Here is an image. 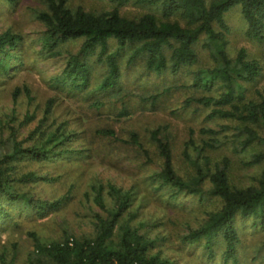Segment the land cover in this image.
Segmentation results:
<instances>
[{"label": "rangeland", "instance_id": "rangeland-1", "mask_svg": "<svg viewBox=\"0 0 264 264\" xmlns=\"http://www.w3.org/2000/svg\"><path fill=\"white\" fill-rule=\"evenodd\" d=\"M68 6L96 14L114 9L110 0H68ZM46 9L44 0H18L14 4L0 0V34L10 31L20 37L16 49L11 51L6 47V52L11 51L12 55L4 61L6 69H0V150L5 154L19 143L24 150L44 146L60 152L66 147L64 152L72 154L40 163L32 160L18 163L16 174L35 173L38 178L19 188L26 199L63 201L58 210H50L43 216L33 213L25 205L26 199L20 206L9 209L12 217L0 224V255H5L6 263L29 264L34 252L30 234L46 243L62 242L67 237H93L95 215L108 216L107 211L95 205V190H102L106 208L113 210L108 192L115 186L133 196L121 223L131 218L132 228L156 240L162 256L174 264H264V224L238 217L241 244L237 261L226 263L220 246L214 247L210 254L202 244L192 245L187 241L207 213L221 207L220 202L211 197L199 199L186 194L174 199L170 187L155 181V175L162 169V160L150 134L159 128L162 138L171 144L177 173L186 179L196 172L188 163L187 153L203 168L212 171L216 165L229 160L230 181L237 188L257 185L264 169V164L250 165L254 153L264 151V145L243 151L238 143L232 144L234 132L222 129L233 127V123L210 119L211 109L185 103L187 97L197 92L181 86L193 80L192 73L214 65L203 42L197 46L198 63L178 76L148 73L142 61L130 68L124 63L120 78L123 97L111 102L102 98L103 107L98 109L84 95L64 91L55 81L66 70L69 55L81 50V41L66 45L60 57L48 58L40 53L46 27L38 20V14ZM120 12L128 18L146 13L160 16L155 8L132 3L122 7ZM225 23L229 56L235 58L245 49L250 59L262 65V76L247 87L249 99L258 100L257 92L264 90V42L259 44L247 38L248 26L240 7L225 15ZM104 74L103 67H96L92 85L96 86ZM170 88L180 89L164 95ZM25 90L29 91V96ZM157 94L164 96L160 95L155 106L142 100ZM50 101L53 105L48 110ZM124 107L125 113L122 112ZM202 130H214L218 135H203ZM106 131L114 132L115 137L105 135ZM133 134L139 136L151 153V162L129 143ZM190 140L195 146H189ZM211 140L218 141L216 149L206 148L202 153L201 148Z\"/></svg>", "mask_w": 264, "mask_h": 264}, {"label": "trees", "instance_id": "trees-1", "mask_svg": "<svg viewBox=\"0 0 264 264\" xmlns=\"http://www.w3.org/2000/svg\"><path fill=\"white\" fill-rule=\"evenodd\" d=\"M4 1L14 4L18 0ZM44 2L47 9L38 14V20L46 27L40 53L48 58L60 57L66 45L82 42L79 53L69 55L66 70L56 77V83L62 85L64 91L84 95L92 101L93 107L101 109L102 98L111 102L123 97L120 78L124 63L130 68L142 61L148 73L178 76L198 63L197 46L203 42V48L210 52L214 65L192 73L193 80L181 86L197 92L195 96L186 98V105L211 109L210 119L233 123V127L222 129L224 132H234L232 144L238 143L243 151L254 145H264V90L257 92L258 100L247 96V87L259 80L263 68L257 60L249 58L245 49H241L235 58L229 56L225 23V15L240 7L248 26L247 38L263 43L264 0H212L210 3L206 0H110L114 9L98 14L81 7L72 10L68 0ZM131 3L155 8L160 16L154 13H146L138 18L123 16L120 9ZM18 41L20 37L10 31L0 34V69H6L4 61L11 57L10 52L17 48ZM8 46L11 48L9 53L5 50ZM96 67H103L105 74L93 86L92 76ZM180 88L167 89L164 95ZM25 91L29 96V91ZM18 93L19 90L15 97ZM160 95L142 100L155 106ZM52 105L50 101L48 110ZM122 112H126L125 107ZM201 133L218 135L214 130H202ZM104 134L115 137L112 131ZM161 134L160 128L150 134L162 160V169L155 175V181L170 187L174 199L180 194L199 199L211 197L221 205L218 210L207 213L206 219L190 233L187 241L192 245L202 244L210 254L214 247L220 246L225 252L226 263L237 261V250L241 244L238 217L251 218L257 224H264V169L257 185L237 188L230 181L229 160L216 165L212 171L203 168L187 153L188 163L196 172L186 179L177 173L171 144ZM129 143L141 151L148 161H152L151 153L138 135L133 134ZM217 143L215 140L207 142L201 152L206 148L216 149ZM189 146H195L193 140H190ZM13 147L5 154L0 150V224L12 217L9 209L20 206L26 199L19 188L38 180L35 173L16 174L18 163L25 160L40 163L72 154L64 152L66 147L61 148L62 152L44 146L24 150L19 143ZM203 159L209 162L207 157ZM260 164H264V151L255 152L250 163ZM95 192V205L107 211L108 216L95 215L93 237H67L62 242L46 243L30 234L34 241V252L28 260L29 264H174L162 256L156 240L148 239L140 234L139 229L132 228L131 218L121 223L132 203L131 192L124 193L111 186L108 196L113 201V210L106 208L102 190ZM25 201L33 213L43 216L50 210H58L63 200L54 203ZM0 264H7L5 255H0Z\"/></svg>", "mask_w": 264, "mask_h": 264}]
</instances>
